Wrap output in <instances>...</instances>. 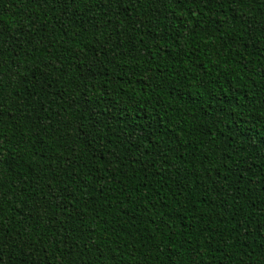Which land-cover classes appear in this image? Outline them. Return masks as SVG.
<instances>
[{"label": "trees", "instance_id": "trees-1", "mask_svg": "<svg viewBox=\"0 0 264 264\" xmlns=\"http://www.w3.org/2000/svg\"><path fill=\"white\" fill-rule=\"evenodd\" d=\"M0 264H264V0H0Z\"/></svg>", "mask_w": 264, "mask_h": 264}]
</instances>
